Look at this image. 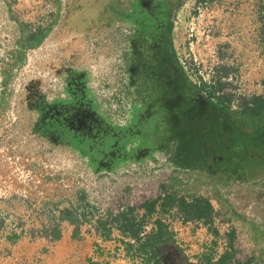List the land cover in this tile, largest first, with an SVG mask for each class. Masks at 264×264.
<instances>
[{
	"label": "rangeland",
	"instance_id": "1",
	"mask_svg": "<svg viewBox=\"0 0 264 264\" xmlns=\"http://www.w3.org/2000/svg\"><path fill=\"white\" fill-rule=\"evenodd\" d=\"M207 99L222 138L264 125V0H0V264H145L107 216L160 184L175 199L141 234L171 231L162 264H264V150L178 161ZM182 196L210 219H186Z\"/></svg>",
	"mask_w": 264,
	"mask_h": 264
},
{
	"label": "trees",
	"instance_id": "2",
	"mask_svg": "<svg viewBox=\"0 0 264 264\" xmlns=\"http://www.w3.org/2000/svg\"><path fill=\"white\" fill-rule=\"evenodd\" d=\"M42 37L41 30L30 32L27 39L32 44L38 43ZM219 97V96H218ZM200 102L195 101L190 107V111L185 113L189 123L184 131L180 132L178 153L179 163L181 165L193 164L195 159L215 156L214 160L224 161L231 165H237L238 162L246 155L248 148L254 144V137L251 133H241L238 137L222 138L223 133H219L220 127H228V122L222 113V102H213L210 99L205 101L204 106L200 107ZM203 118L200 124L197 118ZM208 124V126H207ZM160 192L152 197L145 198L138 204L145 210L141 217L135 214V206H127L125 209L118 211L113 216L108 213L107 223L116 225L123 235L135 241L124 242V248L127 253L134 251L135 254L143 257L145 264H162L158 245L167 241L171 236V231L161 221L156 220L155 228L149 233L141 234L143 229V218L146 213L155 208L159 201L161 206L172 204L175 197L166 191V187L159 185ZM165 190V193L163 191ZM177 209L185 215L186 219L195 218L207 221L212 213V204L204 198L195 197L188 200L184 196L179 197L176 201ZM103 229L106 222H102ZM58 235H56L57 237ZM228 252H224L216 264H224ZM97 263V262H94ZM192 264V263H189ZM235 264H241L236 262Z\"/></svg>",
	"mask_w": 264,
	"mask_h": 264
},
{
	"label": "flooded vegetation",
	"instance_id": "3",
	"mask_svg": "<svg viewBox=\"0 0 264 264\" xmlns=\"http://www.w3.org/2000/svg\"><path fill=\"white\" fill-rule=\"evenodd\" d=\"M199 102H200V100H199ZM201 103V102H200ZM252 135H253V137H254V144L253 145H251L250 147H260V148H262L263 150H264V125L262 126V127H260L257 131H255V133H251ZM249 147V148H250ZM248 148V149H249ZM248 152V151H247ZM247 154V153H246ZM243 159V158H242ZM241 159V160H242ZM240 160V161H241ZM239 161V162H240ZM238 162V163H239Z\"/></svg>",
	"mask_w": 264,
	"mask_h": 264
}]
</instances>
